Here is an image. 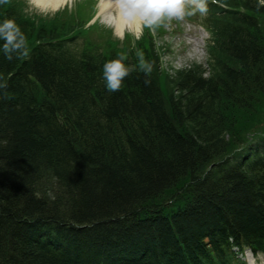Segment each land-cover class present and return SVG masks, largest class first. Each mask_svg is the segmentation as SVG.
I'll list each match as a JSON object with an SVG mask.
<instances>
[{"label":"trees","instance_id":"1","mask_svg":"<svg viewBox=\"0 0 264 264\" xmlns=\"http://www.w3.org/2000/svg\"><path fill=\"white\" fill-rule=\"evenodd\" d=\"M226 1L243 12L221 18L212 71L167 76L149 38L77 50L74 16L0 0L27 38L0 51V264H243L238 245L264 248V4ZM120 56L134 70L113 92L102 66ZM238 117L252 154L234 153Z\"/></svg>","mask_w":264,"mask_h":264},{"label":"clouds","instance_id":"2","mask_svg":"<svg viewBox=\"0 0 264 264\" xmlns=\"http://www.w3.org/2000/svg\"><path fill=\"white\" fill-rule=\"evenodd\" d=\"M115 17L117 21L123 20L125 25L140 23L143 27L154 29L165 20H183L199 12L207 14V0H114ZM38 7V5H37ZM47 11L46 9H40ZM26 36L14 19L0 20V51L11 59L13 54L25 55L27 53ZM139 70L148 73L152 71V62L147 60L142 51L137 53ZM134 66L127 65L124 57L106 60L102 66V79L106 89L118 91L124 78L127 77ZM6 84L0 82V88ZM86 174V173H85ZM82 183V182H81Z\"/></svg>","mask_w":264,"mask_h":264},{"label":"rangeland","instance_id":"3","mask_svg":"<svg viewBox=\"0 0 264 264\" xmlns=\"http://www.w3.org/2000/svg\"><path fill=\"white\" fill-rule=\"evenodd\" d=\"M28 1L30 2L31 11H34V9H36L37 11L41 12L43 15H48L51 17V19H53L55 16L54 17H52V16L55 15L56 13H58L59 11H62V9H64V7L69 6V8L73 9L75 7V4L77 3V1L79 2V1H83V0H76V1L74 0V1L67 3L66 6L60 7L57 10L47 9V11H41L40 10L41 8L37 7V5L34 3V0H28ZM91 1H92V4H91V6H92L96 0H91ZM88 5H89L88 1L78 3V4H76V10H82V9L85 10L86 8L89 7ZM91 6H90V8H91ZM59 22H62V21H59ZM61 24H63V23H61ZM103 24L105 25L103 27L104 29L113 30L117 39H120L121 42L123 41L124 35L120 34L118 31H116V28L111 23V20H108V21L105 20L103 22ZM160 45L162 47L161 51L163 52V54H162L163 66L166 69V71L169 72V73H167V74H169V76L173 75L177 70L189 68L193 64L203 65V68L205 70L213 69L212 68V61H211L212 59L207 61L206 56H202V58H201V56H195L194 55L192 61L190 63H188V62H184V60L182 59V58H185L184 55L179 56L178 54H175L174 52H172V50H170L171 46L166 41L160 40ZM128 61H131V60H128ZM125 62H126V59H125ZM248 114L249 113H247L246 115H248ZM241 119L242 118L238 117L237 120L232 121V124L236 126L235 130H232V132H237V131L239 132V135L241 137L240 145L243 146L242 149L235 150L234 151L235 154L241 153V151L244 148L254 146L256 139L260 138V135H255L253 133L252 134H249V133L246 134L247 129H245V127L248 125V123L243 125ZM243 121L245 122V120H243ZM260 264H264V262H261Z\"/></svg>","mask_w":264,"mask_h":264},{"label":"bare ground","instance_id":"4","mask_svg":"<svg viewBox=\"0 0 264 264\" xmlns=\"http://www.w3.org/2000/svg\"><path fill=\"white\" fill-rule=\"evenodd\" d=\"M35 1V3H36V5H38L39 7H41L42 9H52V10H56V9H58L59 7H61V6H64V5H66L67 4V2L68 1H70V0H34ZM100 7H101V14H103L104 15V17H108L107 19L108 20H111V23L113 22L115 25V28H116V30L121 34V33H123L124 32V27L126 26L125 25V22L123 21V20H120V21H117L116 20V17H115V14H114V12H115V10H113L114 8H115V4H114V0H102L101 1V5H100ZM140 23H132V24H129V25H127V26H129L130 27V29L131 28H136L138 25H139ZM241 154L242 155H248V154H250V153H248L247 151H245L244 149L241 151ZM219 163L220 162H218L216 165H214L213 167H212V169H211V173L209 174V175H207L209 172L207 171L206 173H204V175L202 174V178L201 179H203V180H207L206 179V177L207 176H211V177H214V175H215V170H217V168H216V166H218L219 165ZM190 171H192L193 172V175L194 176H196L197 174H198V172H199V170H195V169H190ZM191 173V172H190ZM199 191V190H198ZM149 205H152L151 203H148ZM147 204V206H149ZM167 208H169V209H175V206L174 205H171V203H168V207ZM187 209H189V206L187 207ZM187 209H185L184 208V210H187ZM177 212H179V211H181V208H177V210H176ZM175 211V212H176ZM46 226H51V227H53L52 225H46ZM50 236V235H49ZM49 236H47V237H49ZM47 237H45V238H47ZM242 238V240H241V242L242 241H244V238L243 237H241ZM224 240H227V242H226V247H225V249H223L224 251L223 252H221V256H222V258H223V256H224V254H225V252H226V250L229 248V247H232L233 245H234V240H233V238L231 237V236H228V235H226L225 237H224ZM223 242V241H222ZM245 246H246V248H247V250L250 252V253H252L253 254V256H260V255H263L264 256V248H260V247H257V246H255L254 245V243H252V245L250 244V243H248V242H245ZM215 258H216V253H214V252H211L210 253V261H209V263H206V262H199V264H210V263H212V262H214L215 261ZM217 261V260H216Z\"/></svg>","mask_w":264,"mask_h":264}]
</instances>
